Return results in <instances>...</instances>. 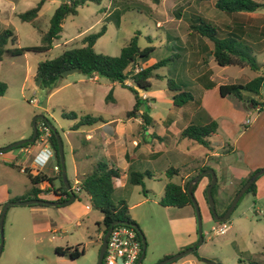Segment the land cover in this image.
Returning <instances> with one entry per match:
<instances>
[{
    "label": "rangeland",
    "instance_id": "1",
    "mask_svg": "<svg viewBox=\"0 0 264 264\" xmlns=\"http://www.w3.org/2000/svg\"><path fill=\"white\" fill-rule=\"evenodd\" d=\"M38 1L0 0V32L3 29L13 31L16 35L14 46L32 47L40 45L42 33L48 28L49 19L54 10L66 0H45L38 13L39 17L35 20V25L20 20L17 14L35 6ZM78 1L77 13L69 15L65 19L58 39L54 41L48 51H27L22 55L4 56L0 61V81L6 84V90L0 96V147L20 140L18 136L21 129L29 130L31 128L32 130L35 116L43 115L58 133L63 144L64 154L65 144L80 143L84 134L70 129L76 119L62 117L63 111H73L80 116L88 113L94 107L97 110L93 111L96 115L106 118L111 109L120 112L130 110V104L134 101L132 91L118 83L112 86V83L102 76H100V78L102 77L101 80L93 85L88 80L90 77L88 78V76L86 77L78 71L61 78L52 88L43 89L41 87L44 90L43 95L38 92V78L36 77L38 63L56 57L63 48L80 46V40L84 35L98 31L105 24L107 30L97 39L94 49L98 53L110 56H117L122 46L132 36L137 35V44L140 49L152 47L153 50L147 58L138 60V63L134 65L135 71L160 59L176 57L175 54L180 52V46H182L179 38L187 36L186 22H182L176 29L167 23L163 24L162 27L156 25L155 20H157L160 13L163 14L164 6L161 3H153L152 0H114L117 4L116 6L114 3L115 7L110 5L112 0ZM166 8L169 11L172 7L167 5L165 10ZM212 9L223 15L218 16L217 14L215 18L217 22L226 15L214 7ZM175 12L176 9H174ZM206 14H208L207 11ZM142 64L143 66H141ZM177 66L176 61H168L164 67L155 69L154 73L160 75L161 78H151L149 89L142 91L149 95V101L153 103V109L147 108L146 102L143 100L139 108L143 109L144 113L149 114L153 121L159 125L166 120L167 109L171 107V97L166 94L167 78L168 76L172 78L173 74L178 73ZM228 67L226 68L238 69L235 65ZM179 73L181 74V70ZM82 79L83 82L80 83ZM85 80L87 83L84 82ZM66 83L69 84L64 86ZM83 95L92 99L91 103L93 105L90 109H88L89 103ZM108 95V100H106ZM33 98L38 101L31 103L30 99ZM43 99H46L45 107H42ZM113 99H116V101H112ZM249 111L248 117L251 119L252 113L256 112ZM175 116L172 114L171 117L175 118L178 125L184 124L187 120L186 117L177 118ZM198 120V117H196L193 123L201 124V121ZM36 122L41 123L44 121L38 118ZM159 125L156 126V130ZM244 128L243 124L240 129L243 130ZM187 141L189 140L185 139L181 143H187ZM214 141H217V139H214ZM18 149L19 147L16 146L0 152V209L8 201H13L14 198L25 195L31 188L25 171H20L18 168L4 162L10 157L11 153L17 155ZM64 162L65 168L68 169L65 155ZM193 165H196V163L191 164L190 167L192 168ZM214 172L218 177L219 185L223 189L227 190L232 187L224 173L223 175L220 174L217 168H214ZM68 175L67 179L73 185L74 180L71 173H68ZM79 175L83 176L84 173H79ZM179 178V176H174L170 181L180 183L178 182ZM168 181L169 179L163 173L159 176L154 175L151 178L146 177L144 179V188L148 190L147 194L151 200L161 196V192L164 191H162V188L164 189V185ZM56 184L58 185L59 182ZM141 188L142 186H138L134 190L135 199L144 195L140 192ZM43 190L44 192L47 191L46 188ZM136 192H140L141 195L135 194ZM215 192L216 190L213 198L215 211L220 214L222 204L215 197ZM28 196L30 195L28 194ZM194 196H196V191ZM226 196V192H223V198L228 203L232 194L231 197L227 198ZM31 205H10L8 207L3 223V248L0 253V264L97 263L101 236L96 232V228L97 222L101 220L102 216L97 208L90 205L87 194H78L72 206L66 211L59 208V206L39 207V205ZM85 210L87 213L80 220V224H76L75 221L78 218L76 213L82 214ZM165 211L153 202L139 205L130 211L137 223L144 224V228H146V230L143 229V233L146 244L148 242V253L150 250H160L168 244H172V236L166 220L168 212ZM64 214L69 215L70 220L66 221L67 223L65 222L63 231H55V226L67 217ZM200 214L202 243L191 252L178 258L180 259L178 261L191 259L196 264H206L203 261V259H206L216 264H249V260L255 258L264 263L263 198L258 199L251 191L244 193L224 222L214 220L209 211V218L201 211ZM219 223H225L229 226L226 232L216 234L212 230V227L217 226ZM77 244L83 246L84 253L75 259H69L55 253L56 246L66 247L67 245L75 246ZM185 249L187 248H182L178 252L175 251L174 254ZM145 262L143 261V264Z\"/></svg>",
    "mask_w": 264,
    "mask_h": 264
},
{
    "label": "crops",
    "instance_id": "2",
    "mask_svg": "<svg viewBox=\"0 0 264 264\" xmlns=\"http://www.w3.org/2000/svg\"><path fill=\"white\" fill-rule=\"evenodd\" d=\"M114 3V0H112L110 5L114 6L116 4ZM160 3L164 6V12L163 14L160 13L157 20H155L157 26L162 27L163 24L167 23L176 29L182 22L187 24V36L179 38L182 46H180V52L175 54L176 57L172 60V62L176 61L179 70L178 73L173 74V77L170 78L174 81L176 79L177 82L175 81V84L178 88L189 90L193 95L192 100L180 107L174 106L172 96L175 91L170 90L167 86L166 94L171 97V107L167 109L166 120L159 125L153 121L151 116L149 122L145 123L141 115L144 111L141 108H139L136 115L131 117L126 116L128 109L122 112L111 109L106 118L96 115L93 112L97 110L92 107V99L83 95L89 103L88 109L92 107V110L85 114H90L94 117L98 116L102 119L93 125L76 129V131L84 134L83 139L80 140V143H66L64 150L68 163V169L65 168L66 177L68 178V173H71L74 180L73 185L81 178L79 173H88L92 169L91 166L99 160L119 169L120 176L114 179L112 198L114 201H126L131 219L136 222L142 232L146 228H144V224L137 223L133 218L130 213L132 209L139 205L153 202L163 208V210H166L165 212H168L166 220L172 236V244H168L160 250H150L148 253L147 242L142 264L143 261H146L144 264H156L165 257L173 255L175 251L178 252L182 248H188V246L193 245L198 237L197 221L193 204L183 207H163L159 205L158 200L163 192H161L162 194L160 193L161 196L159 198L151 200L149 195H141L140 191L135 194H140L142 197L135 199L136 195L133 192L138 186L131 184L129 181L131 170L140 172L148 170L159 176L168 167L190 166L196 163L191 170L178 179V182L184 183L195 168L198 169L203 166H208L213 170L217 168L220 174L223 175L224 173L226 178L229 179L230 186H232L226 190L218 182L215 197L222 204V212L227 205V201L223 198V192H226L227 198L231 194L233 196V193L245 178L252 172L264 167V111L252 113L251 119L249 118L250 122L245 124L244 120L247 118L248 113L250 114V111L245 109L233 95L221 96L219 93L220 85L231 83L245 84L257 75H264V9L255 12H224L226 15L217 22L215 20L217 14L218 16L223 15L212 9V7L216 8L215 0H160L157 4ZM167 5L172 7L169 11L167 8V11L165 10ZM174 9H176L175 13ZM206 11L211 16L206 14ZM38 17L39 14L36 19ZM197 18H204L213 23L218 28L220 37L234 36L241 43L251 47L256 60L261 64L260 69L254 71L249 66H235L238 69L232 70L226 67L229 66L228 68H230L233 65L221 66L217 64L213 55V42L190 28V24L194 23ZM167 29L166 31H168ZM180 70L181 74L179 73ZM90 77L92 78L88 76V80L93 85L102 78L99 75ZM81 82H83V79L80 80ZM84 82L87 83L86 80ZM111 83L112 86L116 84L115 82ZM126 83L130 84V81L127 80ZM68 84L66 83L64 86ZM244 95L261 101L264 99V85L260 87L259 94L244 92ZM140 96L146 102V107L153 109V103L149 101V95L145 92H140ZM112 101H116V99ZM134 101L130 104L131 108L134 105ZM172 114L176 115L175 117L177 118L186 117L187 120L184 124L178 125L175 118L171 117ZM196 117H198V121H201V124L198 125L206 124L210 120H216L218 123L216 132L211 136L212 150H208L191 140L187 141V143H181L182 140H179L181 131L187 125L194 124L193 120ZM39 124L37 123L36 126L38 127ZM243 124L245 128L241 130L240 128ZM157 125L159 126L156 130ZM31 134V128L29 130L23 128L18 137L20 139L28 138ZM214 139H217V141H214ZM41 147L35 142L19 147L17 155L11 153L10 157L4 162L10 166L14 165L12 167H16L20 171L26 169L32 175L38 174L52 178V184L44 181L35 185L41 190L38 197L62 202L59 208L66 211L76 199L74 198L69 203H64L68 199H65V194L60 191L54 192L53 189L58 186L56 183L59 182L58 179H55L58 175V170L54 169V166L57 165L55 156L48 160L43 167H39L34 161V157ZM49 147L53 150L50 143ZM204 176L200 178L195 189L196 196L194 197L198 202L201 213H205L207 218H209L208 211L210 212V209L205 198L204 189L209 184L210 179L208 176ZM216 178L218 181L217 175ZM73 185H70L71 189ZM44 188L47 189L46 192H44ZM78 194L85 193L79 192ZM252 194L256 195L258 199H264V174L257 177L255 190ZM149 207L153 208L150 205ZM86 213V210L82 214L76 213L78 217L75 221L76 224H80V220ZM66 215L64 214V216ZM69 220L70 217L67 215L66 218H63V222L55 226V231H63L65 222ZM178 260L180 259H176L172 263L169 262V264H196L191 259Z\"/></svg>",
    "mask_w": 264,
    "mask_h": 264
},
{
    "label": "trees",
    "instance_id": "3",
    "mask_svg": "<svg viewBox=\"0 0 264 264\" xmlns=\"http://www.w3.org/2000/svg\"><path fill=\"white\" fill-rule=\"evenodd\" d=\"M152 1L153 3L157 4L160 0ZM44 2L45 0H39L35 6L18 13V17L22 21L31 22L33 25H35V19ZM78 5V0H71L62 2L56 7L52 16L49 19V26L47 30L42 33L41 44L38 46H14V43L16 42V35L10 29H3L0 32V61L3 59L4 56L22 55L27 51H48L54 41L58 39L59 34L62 31L65 19L69 15H74L77 13ZM215 7L225 13H233L239 11L255 12L257 10L264 9V0H215ZM190 28L198 32L200 35L209 38L213 42V55L217 64L221 66H249L254 71L260 69L261 64H259L256 60V57L253 54L251 47L244 43H241L234 36H227L223 38L220 37L218 28L213 23L207 21L204 18H197L194 23L190 24ZM105 31L106 25L103 24L98 31L84 35L80 40V46L63 48L56 57L39 62L37 65L36 77L40 79V87H42L43 89H49L54 87L56 83L61 78H63V71L72 68L77 69L78 72L82 73L85 76L90 77L93 75H99L105 77L110 82L118 83L122 87L127 88L128 90L133 92L135 100L134 105L130 110L126 112V116L131 117L137 114L139 106L142 103L140 92L149 89L151 78H161L160 75L154 73V70L161 66H164L166 62L174 60L175 57L160 59L151 65L143 66L139 70L135 71L134 65L138 63V60H140L141 58H147L153 48L146 47L144 49H140L137 44V35H134L130 38L129 41L124 44V46H122L117 56H110L98 53L94 49V44L96 43L97 39L105 33ZM9 45L11 46L9 47ZM127 80L130 81V84L126 83ZM262 85H264V75H257L245 84L231 83L220 85L219 93L221 96L233 95L238 101L241 102L242 106L245 109L252 110L255 106L262 105L264 103V99L258 101L257 99L250 98L244 95V92H252L254 94H259V89ZM167 86L170 90L175 91L172 96V102L174 106L180 107L186 104L188 101L192 100L193 95L191 94V92L189 90H183L178 88L175 84V81L171 78H167ZM5 90L6 84L0 81V96L4 94ZM108 97L109 95L106 97V100H108ZM141 115L145 123L149 122L150 116L147 113L143 112L141 113ZM62 117L73 120L76 119L75 124L71 127L72 130H76L81 126L93 125L95 123L100 122L102 119L101 117H93L90 114L78 116L77 113L73 111H63ZM217 128L218 123L216 120H210L208 123L203 125L189 124L181 131L179 135V140L188 139L194 143L202 145L208 150H212L213 147L211 144V136L213 133L216 132ZM49 143L54 150V156L56 164L58 166V175L55 179H58L59 184L53 190L55 193L60 191L61 193L65 194V199H67L70 197V194L66 189V183L62 180L57 140L56 136L52 131L51 136L49 138ZM27 144L30 143H24L17 147H22ZM207 168L209 167L203 166L198 169L195 168L193 170V173L188 178H186L184 183H175L170 181L171 178H173L174 176H179L180 178H182L187 171L191 170V167L187 165L181 167H168L163 172V174L166 178L169 179V181L165 184L163 189V195L158 200L159 205L163 207H183L185 205H192V200L190 198L189 193L187 192L188 182L202 170H205ZM23 171L27 173V176L31 183V188L27 192L30 196H28V194L26 193L25 195L21 197H16L13 200L39 198L38 196L41 190L35 187V185L44 181H47L48 183H51L53 181L52 178H48L44 175H32L26 169H24ZM254 172H252L239 184L238 189L233 193V196L225 206L224 210L220 214L217 213L219 216L225 213L234 195ZM119 176L120 171L118 168L99 160L94 163L91 171L81 176L78 181V184L80 187V191L87 194L90 205L94 206L101 212L102 218L99 222H97L96 228V232L100 234L99 236H101V240L103 234L106 232L110 224H112L114 221H122L127 222L128 224H132V226H134L137 231V235L141 241V246H143L144 242L142 238L144 237V234L140 230L136 222L131 219L126 201H113L111 198L112 193L114 191V179L118 178ZM152 176H154V174L148 170H145L143 172L131 170L129 173V181L133 185L142 186L141 192L145 196H147L148 190L144 188V179L146 177L151 178ZM206 176H208L210 179V175ZM256 180L257 178L255 179V181ZM199 181L200 179L193 186V193ZM255 181L249 185V187L245 190L244 193L250 191L252 193L254 192ZM67 183L71 185L68 179ZM217 187L218 181H216V183L212 187L213 198L214 191L217 189ZM206 188L207 186L204 189L205 198ZM74 194L76 199L78 197V194ZM242 195L240 196V198L242 197ZM35 205L46 206L43 204ZM55 253L60 256H66L69 259H75L83 255L84 248L81 244L66 247L57 246L55 247ZM249 264L264 263H262L258 259L251 258L249 260Z\"/></svg>",
    "mask_w": 264,
    "mask_h": 264
},
{
    "label": "water",
    "instance_id": "4",
    "mask_svg": "<svg viewBox=\"0 0 264 264\" xmlns=\"http://www.w3.org/2000/svg\"><path fill=\"white\" fill-rule=\"evenodd\" d=\"M73 72H77V69L72 68V69H68L63 71L62 76L66 77L67 75L73 73ZM37 86H38V92L40 93V95H43L44 90L40 87V79L38 78L37 80ZM46 106V99H43L42 101V107ZM38 118H41L51 129V131L54 133V135L56 136V140H57V147H58V154H59V159H60V166H61V172H62V179L63 181L66 183V189L68 191V193L70 194V197L64 202V203H69L70 201H72L75 198V194L73 192V190L71 189L70 185L67 183V177H66V172H65V162H64V154H63V144L61 142V139L58 135V133L55 131V128L51 125V123L48 121V119H46L43 115H37L35 116V118L33 119V129H32V134L30 137L28 138H23L20 140H17L13 143H10L7 146L1 147L0 148V152L1 151H6L8 149L14 148L16 146L22 145L24 143H33L36 139L38 130H37V126H36V120ZM264 173V167L255 171L250 177L249 179L242 185V187L237 191V193L234 195L231 203L229 204L228 208L226 209L225 213L221 216H219L217 214V212L215 211V205H214V200H213V196H212V187L213 185L216 183L217 178H216V174L214 172V170L212 168H207L205 170H202L200 173H198L196 176H194L187 185V192L190 195V198L192 200V204L194 206L195 209V216H196V221H197V233H198V240L195 244H193L191 247H188L187 249L171 255L169 257H166L164 259H162L161 261L157 262L156 264H167L169 262H172L178 258H180L181 256L191 252L193 249L197 248L198 245H200L202 243L203 240V236H202V221H201V214H200V209H199V205L197 200L194 197V194L192 192V188L195 185V183L203 176V175H210V182L207 185L206 188V198L208 201V205L210 208V211L212 213L213 219L216 221H224L229 214L231 213L232 209L235 207V205L237 204L240 196L245 192V190L249 187V185L251 183H253L255 181V179L260 176L261 174ZM31 204H45V205H50V206H60L62 204V202L59 201H51V200H46V199H41V198H32V199H27V200H13V201H8L7 203H5L3 205V207L1 208L0 211V253L2 251L3 248V223H4V218L6 215V211L8 209V207L10 205H31ZM128 224L127 222H122V221H114L112 224H110V226L108 227V229L106 230V232L103 234L102 236V240H101V246L99 249V253H98V260L96 264H101L102 258H103V254L104 251L106 249V244H107V237L109 235V232L111 231V228L115 225V224ZM132 225V224H131ZM136 227V226H135ZM143 246H142V251H141V255L138 259V264H142V260L145 256V248H146V240L143 237ZM203 261L206 264H216L215 262L203 259ZM118 262H121V259H118Z\"/></svg>",
    "mask_w": 264,
    "mask_h": 264
},
{
    "label": "built area",
    "instance_id": "5",
    "mask_svg": "<svg viewBox=\"0 0 264 264\" xmlns=\"http://www.w3.org/2000/svg\"><path fill=\"white\" fill-rule=\"evenodd\" d=\"M140 69V68H139ZM138 69V70H139ZM92 78V77H90ZM38 100L30 99L31 103H36ZM252 111L259 113L264 111V103L260 106H255ZM250 122L249 117L245 119V124ZM38 133L35 139V143L42 147L34 157V161L39 167H43L48 160L54 157V151L49 147V138L51 136V130L45 122H41L38 126ZM55 170H58V166H54ZM74 193H79L80 187L78 182L72 186ZM228 225L225 223H219L217 226H213L212 230L216 234H222L228 229ZM142 246L141 241L137 235V231L131 224H115L107 237L106 249L103 254L101 264H138V259L141 255ZM121 259V262H118Z\"/></svg>",
    "mask_w": 264,
    "mask_h": 264
}]
</instances>
